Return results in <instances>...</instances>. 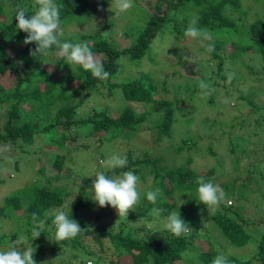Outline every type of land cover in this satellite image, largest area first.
I'll return each mask as SVG.
<instances>
[{
    "label": "trees",
    "instance_id": "1",
    "mask_svg": "<svg viewBox=\"0 0 264 264\" xmlns=\"http://www.w3.org/2000/svg\"><path fill=\"white\" fill-rule=\"evenodd\" d=\"M55 2L61 5V27L67 26L75 17L83 16L85 19L115 3L114 0ZM135 2L139 5L137 0ZM151 2L146 7L150 17L145 25H136L131 32L125 30V36L129 33L132 36L129 46L119 47L106 33L92 39L97 30L82 34L75 40L92 41L89 44L91 51L111 73L107 80H99L82 66L69 63L55 47L46 55L33 57L30 50L37 45L24 44L27 33L16 27L15 16L18 6L23 7L29 16L34 14L35 0H0V79L8 77L11 83L6 87L0 82V120L4 117L0 126V153L3 144H8L9 153L5 155L7 161L4 156L0 157V169L8 166L6 174L16 173L19 178L16 180L22 183L16 194L0 203V223L10 226L9 231L0 234V244H8L18 237L27 238L37 264L45 263L47 257L56 259L51 264H89L90 261L91 264H212L213 259L221 254L228 258L230 264H264V218L255 215L257 211L264 212V155L261 156L254 146L240 145L241 140L254 141L255 136L259 144L263 138L258 136L257 130L249 138V132L240 134L233 130L223 132L219 137L223 130L218 116L217 127L213 121H201L203 128L210 132L206 135L190 129L194 110L207 105L225 106L217 90L218 76L226 79L231 75L233 79L238 78L237 82L248 74L247 79L251 81L256 79L255 74L264 77V0H254L252 10L250 6L245 8L243 0ZM193 20L197 27L211 32L214 39L204 41L203 47L198 48L208 57L199 59L197 66L185 59L188 56L185 50H180L177 55L180 73L198 81L194 86L184 84L186 92L193 97L189 102L178 95L181 88H170L168 81L158 75L161 70L174 73L178 69L166 60L167 63H158L151 47L157 39L161 42L168 34L171 41H176L169 50L172 52L175 46L186 41L184 33ZM107 23L112 25L110 21ZM190 39L188 37L185 44H189ZM196 40L200 41L193 39L192 42ZM209 43L214 46L211 53L207 52ZM149 52L153 57H148L150 61L145 62ZM51 57H55L54 61ZM248 58L256 65H250ZM128 60L131 67H135L133 62L140 63L136 70H141L143 65L161 64V68L141 70L132 79L120 81L118 76L123 73L121 69L129 64ZM49 64H53V69L60 74L66 70L63 78H55L45 67ZM73 65L75 67L72 68ZM62 68L64 70L61 71ZM202 80L210 83L215 92L199 102L201 90L198 85ZM72 81H79V84L70 86ZM105 90L113 96L115 104H123L121 112L90 107V98H105ZM238 98L255 104L252 93L238 94ZM132 102L142 103L145 111H137ZM86 110L90 113H85ZM213 112L215 114V109ZM180 122L183 137L173 145V149L177 154L188 152L185 161L173 158L172 163H167L163 157L154 155L150 147H146L142 156H137L133 150L139 148L129 147L120 155L127 158L126 167L101 170L109 177L129 170L139 176L142 185L139 205L128 217H119L111 205L99 207L94 202L92 183L95 177L82 179L75 188L72 176L77 169L81 170L78 157L84 153L83 149H90L88 144L83 147L79 144L83 138L98 134L97 148L101 157L106 158L108 149L115 148L119 142L124 143L125 139H128L127 143L133 142L134 135L148 128L157 130L159 139L178 136L175 127ZM236 124L245 126L244 121H236ZM205 136L211 141L208 152L203 154L198 143ZM223 139H227L225 155L236 174L218 183L224 161L218 156L215 145ZM191 150H196L199 157L206 155L208 160L213 157L214 165L209 169L196 166ZM40 151H51L55 157L52 174L44 167L38 171L46 178L47 182L42 183L29 180L28 174L23 173L27 165L22 163L24 160H40L37 155ZM96 167L97 164L90 168ZM198 177L222 187L226 198L234 196L235 202L228 205L224 201L215 212L208 211L198 198ZM7 182L6 177H0V185ZM156 188L163 195L156 204H152L146 193ZM250 191L257 194V201L252 200ZM154 208L163 209V212L157 215ZM57 210L64 211L80 224L83 230L76 238L55 239L56 228L52 220ZM172 211L180 212L188 224L190 232L187 235L177 237L163 227L165 217ZM34 212L45 221V227L40 237L31 241ZM208 221L220 228L223 241L230 246L218 250L223 245L214 242L217 238L210 235L206 225ZM66 254L69 255L67 258Z\"/></svg>",
    "mask_w": 264,
    "mask_h": 264
},
{
    "label": "rangeland",
    "instance_id": "2",
    "mask_svg": "<svg viewBox=\"0 0 264 264\" xmlns=\"http://www.w3.org/2000/svg\"><path fill=\"white\" fill-rule=\"evenodd\" d=\"M137 1L139 5L136 4L135 0H133V3H134L133 8L125 13H120L118 15H115V12H116L115 3H112L110 6L98 10L96 13L91 14L85 19L83 16L75 17L71 19L72 21L67 26H62V28L64 29V35L61 38L62 41L77 43V41L75 40L80 38L81 37L80 35L82 34L85 35V34L90 33V31L92 30H97L98 32L95 34V36L92 39L103 37V34L106 33L107 35L110 36L113 42H116L118 44L119 47L129 46V44L131 43L130 37L132 36H130L131 33H129V36H125V30L127 31L128 29L131 32L133 31L136 25H145L146 21L150 17V15L147 12L149 10L146 9V7L148 4L152 3L151 0H137ZM152 1L154 2L155 0H152ZM243 4L245 8H247V6H250L252 10L254 0H243ZM193 16L194 15L192 16L190 15V17H193ZM74 20L76 21L73 22ZM107 21L112 22V25L108 26ZM157 40L154 42L153 44L154 46L151 47L152 52L155 54L154 58L158 61V63L160 61L163 62L166 60L167 62L174 64V67L178 69L174 73H171L170 71L166 69L161 70L159 71L158 75L163 80L166 79L168 81V86L170 88L174 90L176 86L181 88L182 90L178 95L181 96L184 100H187L190 102L191 100L189 98L193 99V97L191 93L186 92L185 90L186 87L184 86V84L187 83L191 86H194V84H196L198 81L196 80V78H191L187 74L180 73L181 69L177 63L178 62L177 55L180 50H185V52L188 53V57H191V59L187 61L189 63H192L194 66H197L198 64L196 62L199 59L201 58L206 59L208 57L207 54L198 50L199 47L200 49L201 47H203L204 41L200 40L198 42L196 40L192 42L193 39L191 38L188 41L189 44H185L188 40V37H187L185 42H183L181 45L175 46V48H173V51L169 52L170 48H172L171 46L176 44V41H174L175 43L171 41V37L168 34L166 35V37H163L161 39L163 41L160 42L159 40L158 41ZM85 41L88 44L92 42L90 40H85ZM105 57L106 56L104 55L102 56L103 59H105ZM148 57H153V54L149 52V54L145 56L144 58L145 62L150 61ZM51 59L52 61H54L55 57H51ZM128 61H129V64L126 67L124 66L125 67V68L123 67L124 69L123 68L121 69L123 73H120L118 76V79L120 81H123V80L127 81L129 79H132L135 76V74L141 70L142 71L151 70L153 68V70L156 71L158 70V68H161V64L160 65L156 64L152 66L143 65L141 70H136L135 67H138L140 63L133 62V65L135 67L133 66L131 67L130 60ZM247 62L252 63L250 64L252 66L256 65L254 64V61H252L250 58L247 59ZM45 67L47 68L49 72L52 71V74L55 78H60V77L63 78V74L66 71L65 70L62 74H60L58 70L53 69L54 68L53 64L46 65ZM241 68L244 70V67L241 66ZM62 70L64 69L62 68L61 71ZM202 71L204 72V70ZM248 75H246L244 79L238 82H237L238 78L233 79L231 75L226 79H222L218 76L217 90L219 91L220 97L223 98L222 101L225 103V106H217V105L208 106L207 105V106L198 108V111L194 110L193 116L195 117L192 116L193 122H192V126L190 127V129L198 134L201 132L200 133L201 135H206L205 133L208 134L210 132H208L206 129L203 128V126L200 124L201 121L202 120L211 121L215 117L218 116L220 127L223 130L219 132L218 134L219 137L222 135L223 132H229L233 130L240 134H244V132L247 131L246 133L249 132V136L247 138H249L250 134L251 133L253 134V132L257 130L258 136L263 138V140H260L259 144L256 142L258 138L255 136L254 141L245 142L246 140H241L240 145L242 147L254 146L255 148H258V152L262 156L264 155V150H262V147H264V77L262 75L255 74L253 76L256 79L254 81H251L247 79ZM0 82H1V85H4L6 87H9L11 84L10 79L8 77H2L0 79ZM78 84H79V81H72L71 83H69V85L73 87H76ZM254 89H256L257 91H254ZM251 93L254 97V103H255L254 105L250 104L246 100H242L238 98V94L245 95V94H251ZM103 95L105 96V98H101V97H99V99L90 98L91 106L90 105H87V106L94 107V109H97V110H100V108H107L109 109L110 112L113 110L115 112L122 111L124 107L123 104L120 105V102L118 104H115L113 96L108 94L106 90L103 93ZM205 98H208V97L201 96V100H199V102L203 101V99ZM92 103L94 106L92 105ZM132 104L136 108L137 111H145L146 107H144L142 103L132 102ZM213 109H215V114L213 112ZM85 113H90V110H86ZM3 121H4V117H2L0 120V126L3 124ZM236 121L237 123H241L242 121H244L245 126L243 125L244 127L242 126L239 127V125L236 124ZM181 123L182 122L177 124L175 127V130H177L179 134L178 136L176 135L171 136V137L163 136L161 139H159L157 130H155L154 128H150V129L148 128V130L145 129L144 132L134 135L133 142L127 143L128 139H125L124 143L119 142L116 144L115 148L108 149L107 150L108 152L106 153V158L101 157V153L98 151L97 147L99 146V142L97 140L100 139V136L98 134H95L92 138H83L79 142V144L81 145V147L88 144L90 145L89 147L90 149H87V150L83 149L84 153H82L80 157H78L79 163L81 165V170L77 169L76 170L77 173L72 176V179L76 185L75 188L77 187L79 183L82 182V179L86 177H89V178L95 177L97 173L101 172V170L103 171L106 170L107 166L104 164V161L107 160V157H110L113 154L121 155L129 147L139 148V150H133L137 156H142L145 153L146 147H150L154 155H159L163 157L167 163L168 162L172 163L171 161L173 158H175L173 159L175 161H179V162L185 161L188 155V152L184 151L182 154H177L173 149V145H175L180 140V138L183 137L182 135L183 130H181L182 127L180 126ZM247 126L249 127V129ZM251 127H254V128L251 129ZM41 137L42 136H37V138H41ZM223 140L224 141L221 142L220 144L215 145L218 156H220L224 161V167L223 169H221V171H219V175L217 178L218 183L225 182L228 179H231L232 177H234V175L236 174V171H233L232 167L230 166L228 162V158L225 155L224 148L227 144V139H223ZM210 141L211 139L208 138L207 136L201 137V140L198 143V148L200 147L201 152L203 154L208 152V148H209L208 144L210 143ZM73 144H77V142ZM7 147H8V144H3V147L0 153V157L4 156L5 161L8 160L6 156L9 155ZM105 147H108V145H106ZM195 151L196 150H191L190 154L195 158V161L198 162V163L195 162L196 166L198 165L201 168L207 167L209 169L210 166L214 165L213 157L209 158L208 160L206 155L205 156L202 155L203 157L202 156L199 157ZM37 155L40 158V160H35L33 162L25 161V160L22 161V163L24 162L27 165V169H23L24 171L23 173L28 174L29 180H35V181L38 180L41 183L47 182L46 178L38 174V171L40 170L41 167H44L46 172H48L49 174H52L54 171L53 170V164H54L53 160L55 159V157L51 151L49 152L40 151V152H37ZM96 164H97L96 168H90ZM7 168L8 166H5L4 169H0V177H6L8 179L7 183H2L0 185V203L3 202L4 198L16 194V190H18L19 186L22 184L18 182V180H16V178H18L16 173H11V175H9V173L6 174ZM139 189H142L141 184H139ZM253 189H256V188H253ZM250 195L252 197V200L254 201L258 200L257 194L255 192L250 191ZM225 201H227V204L230 205L232 202L233 203L235 202V198L234 196H232L230 198H226ZM257 210L258 209H255V211ZM253 211L252 213L254 216ZM255 215L256 217L262 216L264 218L263 211L262 212L257 211ZM206 225H208L210 229V235L217 238V241H214V242L221 243L223 245L219 247L218 250L220 249V251H222L226 249L227 246H230V244H228L226 241H223L224 236L222 235V232L220 231V228L218 226L214 225L212 221H208ZM9 230H10L9 225L2 226L0 223V234L2 232L9 231ZM18 238H16L14 241H11L10 243L5 244V245L0 244V250H5L7 246L11 245L12 242H15ZM19 239H23V237H20ZM21 247H30V242H27L25 245L22 244ZM68 256L69 255L67 254L65 255L66 258ZM45 259H46L45 263L43 262L42 264H51L56 260L55 258H52V257H47Z\"/></svg>",
    "mask_w": 264,
    "mask_h": 264
},
{
    "label": "clouds",
    "instance_id": "3",
    "mask_svg": "<svg viewBox=\"0 0 264 264\" xmlns=\"http://www.w3.org/2000/svg\"><path fill=\"white\" fill-rule=\"evenodd\" d=\"M114 2L115 15L125 13L134 6L133 0H114ZM34 7L36 11L29 16L23 7L18 6L15 16L16 27L19 31L27 33L24 44L35 43L37 45L34 50H30L33 57L46 55L50 49L55 47L69 63L82 66L84 70L90 71L94 78L107 80L110 77L111 73L104 69L103 62L97 59L86 41L77 43L62 41L64 29L61 27V5H58L55 0H35ZM184 35L209 42L214 39L211 32L197 27L195 20L190 23ZM213 51L214 46L209 43L207 52ZM185 59L190 60L191 57L186 56ZM247 71L250 72L248 69ZM198 87L201 90L200 95L203 97H209L215 92V88L204 80L200 81ZM211 121L216 125L217 117ZM104 164L112 170L122 169L127 165V158L113 154L104 161ZM196 183L198 184L197 191L200 203H203L208 211L215 212L218 210L220 204L227 197L223 188L211 181H206L203 177H198ZM139 184V176L131 170L113 177H109L103 172L97 173L92 183L94 202L99 207L111 205L117 210L119 217H128L140 201ZM162 195L163 193L159 188L146 193L147 200L152 204H156ZM153 211L159 215L163 209L154 208ZM53 215L52 223L56 228L55 239L57 241L74 239L83 230L80 224L64 211L57 210ZM165 219L164 226L173 235L180 237L190 232L188 224L181 218L180 212L172 211ZM44 227L45 221L40 219L37 213H32L31 241L40 237ZM26 243L27 238H18L5 250H0V264H37L34 259L33 247H21L22 244ZM212 264H230V262L226 256L221 254L213 259Z\"/></svg>",
    "mask_w": 264,
    "mask_h": 264
}]
</instances>
